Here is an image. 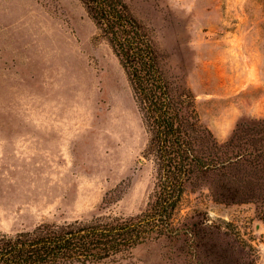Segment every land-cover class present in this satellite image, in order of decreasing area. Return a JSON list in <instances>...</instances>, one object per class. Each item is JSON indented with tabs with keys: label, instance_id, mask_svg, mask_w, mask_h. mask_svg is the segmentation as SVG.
<instances>
[{
	"label": "rangeland",
	"instance_id": "rangeland-1",
	"mask_svg": "<svg viewBox=\"0 0 264 264\" xmlns=\"http://www.w3.org/2000/svg\"><path fill=\"white\" fill-rule=\"evenodd\" d=\"M7 1L20 8L23 0ZM32 1L37 18L25 22L14 7L7 17L31 32L0 35V70L17 75L2 81L10 95H0V234L141 213L154 167L143 156L147 133L124 67L81 0ZM128 2L218 139L243 118H264V0ZM188 200L183 213L196 206L253 235L264 264L254 203H216L207 191ZM179 246L161 237L102 264H186Z\"/></svg>",
	"mask_w": 264,
	"mask_h": 264
},
{
	"label": "trees",
	"instance_id": "trees-1",
	"mask_svg": "<svg viewBox=\"0 0 264 264\" xmlns=\"http://www.w3.org/2000/svg\"><path fill=\"white\" fill-rule=\"evenodd\" d=\"M81 1L132 86L154 187L136 215L105 213L1 233L0 264H102L161 237L180 243L186 264H259L253 235L196 206L183 210L191 193L207 191L216 203H254L264 220V118H243L226 140L218 139L203 123L193 91L168 74L152 32L128 0Z\"/></svg>",
	"mask_w": 264,
	"mask_h": 264
},
{
	"label": "crops",
	"instance_id": "crops-1",
	"mask_svg": "<svg viewBox=\"0 0 264 264\" xmlns=\"http://www.w3.org/2000/svg\"><path fill=\"white\" fill-rule=\"evenodd\" d=\"M15 2H9L7 0H0V35L3 34H7V35H20L23 32H26L27 34L31 32L30 28H26L25 30H23V28L18 27V25H15V22L13 21L14 17L8 19L7 17H11L12 16V11H13V7L15 8V10L20 14L21 17H19L20 19L24 20L25 22H28V20H31L34 15L35 18L38 17V12L40 10L38 2L36 1V4L33 6V1L32 0H23L22 4L19 7L15 6ZM38 5V6H37ZM33 8H34V14H33ZM18 18V17H16ZM24 18V19H23ZM10 21V26L7 27V23L6 21ZM24 22V25H26V23ZM8 30V31H7ZM2 59H0V64ZM5 66V65H4ZM10 73H8V71H3L0 70V95H10V92L7 90V85L3 86L2 85V81H5L6 78L8 77V75H12L11 71H9ZM16 77L17 75H12V77ZM4 78V80H3ZM22 79H20L21 82ZM7 84V82H6ZM140 264H151L148 262H144V263H140Z\"/></svg>",
	"mask_w": 264,
	"mask_h": 264
}]
</instances>
